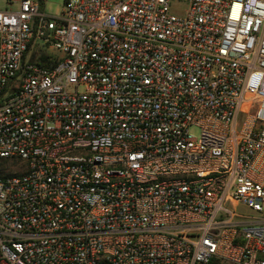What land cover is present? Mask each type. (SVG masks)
Listing matches in <instances>:
<instances>
[{"label": "built area", "instance_id": "1", "mask_svg": "<svg viewBox=\"0 0 264 264\" xmlns=\"http://www.w3.org/2000/svg\"><path fill=\"white\" fill-rule=\"evenodd\" d=\"M8 4L0 264H264V0Z\"/></svg>", "mask_w": 264, "mask_h": 264}, {"label": "rangeland", "instance_id": "2", "mask_svg": "<svg viewBox=\"0 0 264 264\" xmlns=\"http://www.w3.org/2000/svg\"><path fill=\"white\" fill-rule=\"evenodd\" d=\"M176 5L173 6L174 9L178 10V11H182L184 8V4L183 3H175ZM64 6V0H43V4H42V9L44 10V12L48 15H53V16H59L62 9ZM10 5L8 4V0H0V9H5V8H9ZM13 9H15L16 7L13 6ZM83 90V86L80 85L78 87V91H82ZM190 131L193 133H197V129L194 127L190 128ZM6 164L8 166L12 165L14 166V163H11L9 165L8 162H6ZM239 210L247 212V209H245L242 206L238 207ZM263 208H264V202H263Z\"/></svg>", "mask_w": 264, "mask_h": 264}, {"label": "trees", "instance_id": "3", "mask_svg": "<svg viewBox=\"0 0 264 264\" xmlns=\"http://www.w3.org/2000/svg\"><path fill=\"white\" fill-rule=\"evenodd\" d=\"M39 1H40L41 5H42L43 4V0H39ZM44 59H45V55L42 54V56L40 57L41 62L44 63Z\"/></svg>", "mask_w": 264, "mask_h": 264}]
</instances>
